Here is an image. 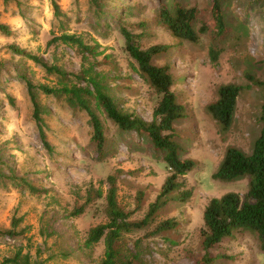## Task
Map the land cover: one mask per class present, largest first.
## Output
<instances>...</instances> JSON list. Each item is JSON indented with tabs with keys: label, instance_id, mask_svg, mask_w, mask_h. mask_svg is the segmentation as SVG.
<instances>
[{
	"label": "rangeland",
	"instance_id": "rangeland-1",
	"mask_svg": "<svg viewBox=\"0 0 264 264\" xmlns=\"http://www.w3.org/2000/svg\"><path fill=\"white\" fill-rule=\"evenodd\" d=\"M178 1L200 10L197 28L210 22L212 0ZM161 2L170 6L172 1L105 0V13L98 16L90 0H58L62 15L56 17L51 0H26L21 8L12 3L8 9L0 1V21L15 31L11 37L0 34V61L8 69L0 82V229H11L13 219L22 218L16 238L0 237V263L22 250L32 261L43 264H101L104 239L91 248L85 247V241L92 228L108 222L107 177L116 173L119 206L131 214L130 220L141 221L169 176L163 154L155 151L147 138L120 130L94 108L105 135L100 151L92 141L87 112L71 109L64 97L47 96L36 89L51 150L44 147L21 77L26 76L37 87L75 83L73 75L83 69L76 49L61 43L47 46L63 32L98 45L100 54L90 62L105 78L109 95L122 111L148 122L159 97L136 71L137 64L125 50L120 30L126 27L139 35L143 49L170 46L153 63L170 69L172 90L185 107V117L174 126L180 158L196 162L194 170L180 178L192 196L181 202L176 199L177 192L171 194L148 226L123 235L122 247L139 253L138 264H196L205 254L201 232L209 201L229 192L245 193L247 179L222 183L212 175L229 147L250 154L261 132L264 87L252 85L248 77L264 82V0H224L226 34L214 44L220 53L216 62L209 54L213 44L210 33L194 44L175 38L157 24ZM9 44L61 68L68 74L67 80L13 55L7 49ZM84 65L90 66L89 62ZM226 84L248 87L237 101L229 129L207 110L217 100L220 86ZM27 185L40 192H32ZM82 205L83 213L73 216ZM165 221L173 227L155 233ZM210 254L218 256L213 264H264L258 238L248 231L224 239Z\"/></svg>",
	"mask_w": 264,
	"mask_h": 264
},
{
	"label": "trees",
	"instance_id": "trees-1",
	"mask_svg": "<svg viewBox=\"0 0 264 264\" xmlns=\"http://www.w3.org/2000/svg\"><path fill=\"white\" fill-rule=\"evenodd\" d=\"M26 1V0H25ZM24 0H2L4 6L14 3L18 8L22 7ZM105 0H90L94 11L98 16L105 13ZM171 5L160 4L156 16L157 24L171 33L175 38L190 43H199L202 35H212L209 54L211 60L216 62L219 52L214 44L218 38L226 34V26L223 15L224 0H212L210 6V22H202L197 28L200 18V10L197 7H189L178 0H171ZM54 15H62L58 0H51ZM1 16V14H0ZM125 39V50L137 64L136 71L148 83L153 92L159 97L158 105L153 112L150 122L143 120L135 113L122 111L113 97L108 93L105 78L95 70L94 63L100 53L98 45L86 44L83 39L74 34L61 33L53 37L47 46L61 43L73 47L83 61V69L74 74L75 83L68 84L62 81L59 87L51 88L47 85L35 86L26 76L21 77L27 86L28 94L33 104V117L38 125L40 138L46 149L51 150L44 133V121L42 107L37 101L36 89L47 96L64 97L71 109H79L88 113L89 123L93 129L92 141L96 143L100 151L105 146L104 128L94 108L104 112L109 120L124 132H134L139 137L147 138L155 151L163 154V162L169 170L161 193L155 202L149 206L148 213L141 221L130 220L131 214L123 210L117 202V177L116 173L107 177L109 185L107 199L108 222L92 228L85 241V247L91 248L102 239L105 241V253L101 264H138L139 253H132L122 247L124 234L135 230H141L149 225L153 216L167 204L171 194L177 192L176 199L186 202L192 196V191L185 189V184L180 178L193 171L196 162L191 159H182L179 156L180 146L177 143L175 123L185 117V107L178 101L177 95L172 90L174 78L167 66H157L154 59L169 51L168 45H154L143 49L139 43V35L132 33L126 27L120 30ZM15 31L7 23L0 21V34L11 37ZM7 49L15 56L26 58L40 65L49 74H56L63 80H67L68 74L57 66H50L39 56L28 52L16 44H9ZM89 62L90 66L85 67ZM8 71L5 62L0 61V82L3 74ZM252 85L264 87V82L249 76ZM1 87V86H0ZM248 87L236 84L220 86L218 98L207 107L208 112L224 129H229L234 121L237 101L242 92ZM95 106V107H93ZM261 132L254 143L250 154L242 150L229 147L215 173L213 179L222 183H233L247 179L248 185L245 193L229 192L219 198H212L205 207L203 214L204 228L202 229L201 248L205 253L196 259V264H213L217 257H212L210 251L215 249L224 239L232 237L238 231H248L258 238L260 249L264 252V105L260 115ZM29 186L34 193H39L33 186ZM98 197H102V190H98ZM90 202L87 199L86 204ZM85 205L76 208L72 213L78 216L83 213ZM22 218L13 219L11 229L1 230L0 237L16 238L20 233L16 232ZM170 221L160 224L155 233L172 228ZM153 232V233H154ZM0 264H43L32 261L29 254H23L18 250L13 257L5 258Z\"/></svg>",
	"mask_w": 264,
	"mask_h": 264
},
{
	"label": "crops",
	"instance_id": "crops-1",
	"mask_svg": "<svg viewBox=\"0 0 264 264\" xmlns=\"http://www.w3.org/2000/svg\"><path fill=\"white\" fill-rule=\"evenodd\" d=\"M0 1L2 2V0H0ZM2 4H3V2H2ZM3 6H4V4H3ZM4 7L7 8V9L9 8L8 6H4Z\"/></svg>",
	"mask_w": 264,
	"mask_h": 264
}]
</instances>
